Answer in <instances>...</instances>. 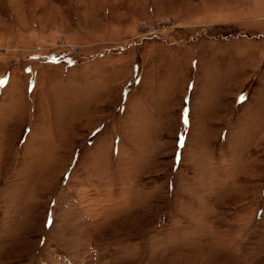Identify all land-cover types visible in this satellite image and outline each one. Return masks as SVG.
Listing matches in <instances>:
<instances>
[{
    "label": "rangeland",
    "instance_id": "374dc122",
    "mask_svg": "<svg viewBox=\"0 0 264 264\" xmlns=\"http://www.w3.org/2000/svg\"><path fill=\"white\" fill-rule=\"evenodd\" d=\"M0 264H264V0H0Z\"/></svg>",
    "mask_w": 264,
    "mask_h": 264
}]
</instances>
